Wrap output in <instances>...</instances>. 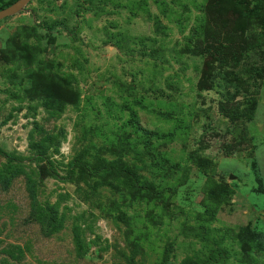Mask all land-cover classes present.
<instances>
[{"label":"rangeland","instance_id":"obj_1","mask_svg":"<svg viewBox=\"0 0 264 264\" xmlns=\"http://www.w3.org/2000/svg\"><path fill=\"white\" fill-rule=\"evenodd\" d=\"M0 264H264V0L1 18Z\"/></svg>","mask_w":264,"mask_h":264},{"label":"water","instance_id":"obj_2","mask_svg":"<svg viewBox=\"0 0 264 264\" xmlns=\"http://www.w3.org/2000/svg\"><path fill=\"white\" fill-rule=\"evenodd\" d=\"M28 0H14L9 5L0 9V19L19 9Z\"/></svg>","mask_w":264,"mask_h":264},{"label":"trees","instance_id":"obj_3","mask_svg":"<svg viewBox=\"0 0 264 264\" xmlns=\"http://www.w3.org/2000/svg\"><path fill=\"white\" fill-rule=\"evenodd\" d=\"M14 1V0H13ZM48 27V26H47ZM57 175V174H56Z\"/></svg>","mask_w":264,"mask_h":264}]
</instances>
